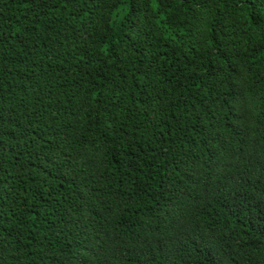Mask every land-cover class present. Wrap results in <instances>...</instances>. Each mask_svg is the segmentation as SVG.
<instances>
[{
  "label": "trees",
  "instance_id": "obj_1",
  "mask_svg": "<svg viewBox=\"0 0 264 264\" xmlns=\"http://www.w3.org/2000/svg\"><path fill=\"white\" fill-rule=\"evenodd\" d=\"M0 264H264V0H0Z\"/></svg>",
  "mask_w": 264,
  "mask_h": 264
}]
</instances>
